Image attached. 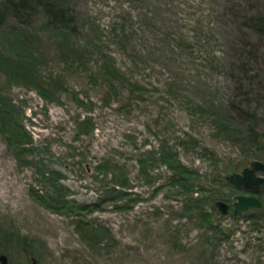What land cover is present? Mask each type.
I'll use <instances>...</instances> for the list:
<instances>
[{
	"label": "rangeland",
	"instance_id": "rangeland-1",
	"mask_svg": "<svg viewBox=\"0 0 264 264\" xmlns=\"http://www.w3.org/2000/svg\"><path fill=\"white\" fill-rule=\"evenodd\" d=\"M258 14L264 0H75V30L34 18L32 58L20 25L0 26V255L264 264V206L233 212L264 186L227 181L264 163Z\"/></svg>",
	"mask_w": 264,
	"mask_h": 264
},
{
	"label": "trees",
	"instance_id": "trees-1",
	"mask_svg": "<svg viewBox=\"0 0 264 264\" xmlns=\"http://www.w3.org/2000/svg\"><path fill=\"white\" fill-rule=\"evenodd\" d=\"M41 14L43 17L46 18L48 25L56 31H69V30H75V0H0V26L5 25L10 20L16 21L19 26V34H15V42L20 44L26 53H29V57L32 58V49L25 47V45L32 44V31L29 29L31 25L34 22V18ZM245 25L247 28L255 31L256 33L264 36V15L258 14L254 16H250L246 22ZM25 36L27 39L25 40ZM19 40L23 41V43H19ZM25 55V52H24ZM30 58V59H31ZM1 59V58H0ZM30 62L29 60H27ZM22 65H20V63ZM19 62H16L13 60V63L20 65L21 67H27L26 60L22 57H20ZM250 62V61H249ZM5 63V66L2 68L4 73L10 74L9 71H12L14 69L12 63H9L7 61L4 62V59L2 61V64ZM248 64H244L241 66L242 71L245 72V74H248ZM243 83V82H242ZM244 86V85H243ZM241 90V89H240ZM259 91V90H258ZM260 94L262 99H264V89H260ZM242 112H246L244 107H239ZM247 113V112H246ZM248 115H250L248 113ZM250 120L252 119L249 118ZM252 121V120H251ZM86 121L83 122L85 124ZM251 126L250 129H248L249 134L252 136L254 142V148L257 150H262L263 140L264 136L262 137L259 134L254 133V126L250 122ZM229 134L231 131L228 132ZM263 138V140H262ZM166 159L171 160V164L175 163V159L172 156H166ZM105 169L109 167V164L106 163L103 165ZM263 187V186H261ZM255 190V192L258 193L259 189ZM116 191V190H115ZM195 203H197V199L194 200Z\"/></svg>",
	"mask_w": 264,
	"mask_h": 264
},
{
	"label": "water",
	"instance_id": "water-1",
	"mask_svg": "<svg viewBox=\"0 0 264 264\" xmlns=\"http://www.w3.org/2000/svg\"><path fill=\"white\" fill-rule=\"evenodd\" d=\"M264 150V143H263ZM264 163L261 161H253L250 166L245 168L242 173H235L227 177V181L236 188H245L248 190H256L261 186H264ZM264 201L257 196H244L240 195L236 198L234 204V215H239L243 212L249 211L254 208H262ZM215 207L223 215H228L231 210V206L223 201H218ZM33 264H38V261L32 258ZM0 264H10L8 256L5 254L0 255Z\"/></svg>",
	"mask_w": 264,
	"mask_h": 264
},
{
	"label": "flooded vegetation",
	"instance_id": "flooded-vegetation-1",
	"mask_svg": "<svg viewBox=\"0 0 264 264\" xmlns=\"http://www.w3.org/2000/svg\"><path fill=\"white\" fill-rule=\"evenodd\" d=\"M260 176H264V174H259ZM252 191H254V190H252Z\"/></svg>",
	"mask_w": 264,
	"mask_h": 264
}]
</instances>
